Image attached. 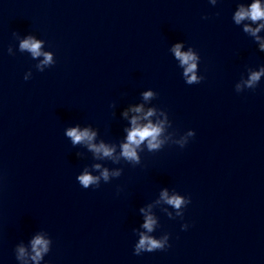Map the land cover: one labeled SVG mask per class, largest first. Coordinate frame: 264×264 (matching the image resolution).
<instances>
[{"label":"clouds","instance_id":"obj_1","mask_svg":"<svg viewBox=\"0 0 264 264\" xmlns=\"http://www.w3.org/2000/svg\"><path fill=\"white\" fill-rule=\"evenodd\" d=\"M213 3L216 0H212ZM206 18V17H205ZM235 23L239 25L244 20H250L255 23L258 21H264V5L260 3V0H254V2L247 8L240 6L239 9L235 12L233 17ZM264 28V23H260L258 27L252 28L250 25L245 24L243 31L245 33L251 34L255 37V40L259 42L260 50L264 51V38H261L257 33ZM41 41L34 39L32 36L27 37L20 43L21 50H28L31 52L32 56L39 57L43 55L44 59L41 62V65L38 66L42 71V65H51L54 63L53 56L51 53H42L41 52ZM182 44L176 43L172 47V52L175 57L179 60L180 65L184 68L183 76L186 78V84L193 85L199 84L203 78H198L196 75L197 69V60L198 55L192 50L181 51ZM264 75V67H261L259 71H253L250 73L249 78L245 81V86L249 89H255L259 84L261 76ZM27 79V78H25ZM239 85L237 88L239 89ZM144 99L147 100L153 96L151 91L145 92L143 94ZM134 113L143 112L142 106H137L130 109ZM155 113L154 109H149L147 112H144L143 119L147 120V123L141 124L139 121L141 117L139 115L132 116L131 118V128L127 130L126 141L120 145L119 156H116V147L114 145H109L104 142L95 143L97 133L92 131L90 128L81 129L79 126L70 127L66 129L65 135L71 140L72 145H85L89 151H91L96 159H109L113 163H119L121 158L128 162L129 164L137 165L140 164L141 159L138 155V149L142 144L147 145L149 151L158 150L161 148L163 141L160 139L161 133L163 131V122L153 123L149 120V117H152ZM125 116L128 115L127 112L124 113ZM188 136H195L194 131H190ZM187 144V141L184 140L181 142V148ZM93 169L99 172V175H93L87 169L84 170L82 174L77 177L78 183L84 188L88 189L89 187L99 188L101 180L105 183H108L110 177L119 178L122 174V170L118 169L112 172H109L108 168L100 164H94ZM161 198L168 204L179 210L183 206H187L191 203L190 197L187 199L183 198L180 195H168L167 190L161 193ZM141 212H144V209H140ZM171 215V214H169ZM177 215L183 217L184 213L177 212ZM156 221L151 215H146L143 228L148 232L153 231V226ZM182 230L188 228L187 224H183ZM169 245V235H164L160 239H156L153 236L146 235L144 233L139 234V241L134 245V254L140 255L144 252H154L157 250H165ZM31 248L34 255L31 256L33 261L38 262L42 259V254L49 251V240L44 239L42 236L37 235L31 241ZM26 255V250L24 247L18 248V259H22Z\"/></svg>","mask_w":264,"mask_h":264}]
</instances>
